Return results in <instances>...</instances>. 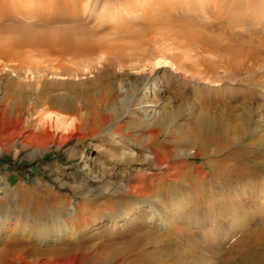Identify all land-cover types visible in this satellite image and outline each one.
<instances>
[{
  "label": "bare ground",
  "instance_id": "6f19581e",
  "mask_svg": "<svg viewBox=\"0 0 264 264\" xmlns=\"http://www.w3.org/2000/svg\"><path fill=\"white\" fill-rule=\"evenodd\" d=\"M4 4L1 0L0 6ZM73 6L68 17L72 24L0 26V60L19 59L21 48L31 44L44 46L58 63L73 60L70 67L78 75L102 69L86 85L68 86L75 89L73 95L47 97L51 105L74 115L56 114L55 131L50 134L44 125L43 132L50 134L51 146H60L59 130L71 121L66 144L72 145V154L92 146L114 159L102 162V177L79 187L82 193L92 197L98 189L94 185L101 184L103 189L117 188L122 195L85 200L80 206L79 201L68 202L58 194L42 198L26 191L29 200L16 209L8 199L16 193L0 177V202L6 200L0 212V264H84L89 258L118 255L122 256L118 264H264V176L255 177L257 166L264 168V96L244 97L243 90L237 104L227 102L234 94L222 96L226 102L217 112L213 101L219 90L212 85L241 76H249V81L240 84L255 83L259 68H264V41L230 32L227 35L235 41L218 42L223 34L199 27L193 19L181 24L185 40L178 41L166 32L165 17L146 15L145 28H128L134 8L127 2L104 6L99 12L82 13L77 4ZM91 22L97 27L87 24ZM111 22L112 31L105 32V23ZM167 41L175 46L164 51ZM191 46L197 47L196 53L188 49ZM158 54L163 58L154 60ZM220 71L225 72L224 79L216 81ZM165 85L178 86L179 104L163 112L165 104L154 98L155 90ZM191 88L203 99L190 94ZM15 89L21 108L14 115L19 121L21 111V135L13 146L21 147V152H41L45 146L38 143L37 124L30 117L45 94L38 93L35 108L30 107L29 117L23 118L29 94L20 86ZM3 92L0 89L1 105L6 102ZM122 121L140 143L123 140ZM15 129L20 128L15 125ZM163 133L167 135L162 138ZM239 144L245 149L236 147ZM257 149V159L248 161L246 155ZM5 150L0 144V151ZM173 156L205 161L201 166L183 161L170 165ZM179 173L183 179L175 175ZM67 202L71 207L63 214Z\"/></svg>",
  "mask_w": 264,
  "mask_h": 264
},
{
  "label": "rangeland",
  "instance_id": "374dc122",
  "mask_svg": "<svg viewBox=\"0 0 264 264\" xmlns=\"http://www.w3.org/2000/svg\"><path fill=\"white\" fill-rule=\"evenodd\" d=\"M4 1V6H0V26L6 27L11 26V24L15 23H36V25L41 27L47 25L48 27L65 24L68 25L74 22H72L68 18L71 10L75 8L73 4H77V6H79V9L82 10V13H84L85 11L90 10L99 12L100 9L104 6H121L124 2H127L128 6L134 8L133 14L129 18L130 24L127 25V27L130 29L135 26L136 27L134 29L145 28L147 20L146 18L144 19V17H146V15L151 19L165 17L163 21L166 22L164 26L168 28L165 29L166 32L169 34L171 33L170 35L173 38H176L178 41H182L185 40V38L182 35L180 26L181 24L187 23V21L188 23H191L193 19L195 25L197 24V26L199 27H202V25H204L203 27H209L210 29H213L220 34H223V36L218 37V42H224L227 40L235 41V38L230 35L229 38V36L227 35L230 32L233 34L241 33V35H243L248 40L251 39L256 41H264V0H65V2L63 1L64 3L62 2V0ZM67 1L68 3L72 2L73 4H68L66 3ZM60 2L63 3V6H59L61 5ZM67 4L69 7L67 6ZM61 17L64 18L62 19ZM65 19L67 20L66 22L64 21ZM123 19L124 18L120 20ZM126 20L128 21V19ZM68 21L71 23H69ZM87 24L91 27H97L98 25V23L94 22ZM105 24L107 26L105 32H108V30L112 31L109 26H111L113 22H111V24ZM163 45L164 51L175 46V44L171 41H167L163 43ZM196 48V46L188 47V49L191 50V53L193 54L194 52L196 53ZM252 48L255 47L253 46ZM148 50L152 51V47H149ZM151 51L148 53H151ZM21 55L22 56L19 59L0 60V89H3V94L5 93L4 96L6 98L5 104L2 105L3 108H7L8 112L7 115H4L1 109L2 105L0 104V144H3L6 149L4 152L0 151V177H2L4 181L9 183L10 187L16 193L12 197H8L12 204L11 207L14 208L15 206V208L17 207L16 209H20L19 204H26L25 201L29 200V197H24V193L26 191L28 193L32 192L35 195H40L42 198H46L50 194H58L60 197L67 198L68 202L79 201L80 206H83V202H85V200L94 201L96 199H107L108 197V199H116L118 195H122V192L117 188H104L106 189L104 190L103 188H101V184L94 185V187H97L98 189H95L96 192H94L92 197H87L82 193L83 191L79 187L90 186L91 183L93 184L97 182L98 178L100 179L102 177V162H108L114 159L110 158L106 153L99 152L95 147L92 146L83 148V151L81 153L75 152L72 154V152H70L69 150L72 145L70 146L66 144L68 143V140L71 136V125H69L71 121H68L67 124H65L66 127L65 125H63L61 130H59V135H61V145H50V134L55 131V124L57 122L55 120L56 114L59 113L66 116H73L74 113L60 110V108L51 105V102L47 100V97L50 94V97L56 95L59 96L61 94L73 95L75 93V89L68 86L71 85L75 88L76 85V88H80L86 85L88 81L95 79L96 75L99 74L102 69H94L93 71H90L88 73L82 71L83 73L78 75L74 73V69L70 67L73 60L69 61V59H63L60 61V63H58V58L53 55L51 51H48L44 46H34L31 44L27 46L25 45L21 48ZM158 55L159 57H156L154 60L163 58L162 54ZM207 55L216 57V55H213V53H207ZM81 57L82 56H79L74 60H80ZM94 58L96 59L98 58V56ZM53 62H56V64H53ZM24 63L25 65H23ZM177 66H180V64H178ZM177 66H171V69L173 71L177 70ZM259 71L261 72L260 77L254 78L253 80L256 82L250 83L251 85L240 84L241 81L248 82L249 76L230 77L227 84H212L217 91L219 90L217 92V94H219L216 95L217 99L213 101L214 110L219 112L224 108L226 101L225 98H222V96L225 97L228 94H234V97H231L232 99L230 98L227 100V102L232 101L231 104L239 103L242 100L240 98V94L244 91L245 92L242 94V96L244 95V97L259 93L260 95L262 94V96H264V68H259ZM66 72H68V74H66ZM224 76L225 72L220 71L219 76L215 77V80L218 81L222 78L224 79ZM189 79L190 81H192L190 77ZM17 86L24 88L27 95L29 94V98L25 105V110H27V112L26 115L23 116V118L29 117L27 113L30 110V107H34L36 102H38V93L43 92L46 96L42 97L44 98V102L42 105H40L39 108L34 107L35 109H33V115L30 117V120L34 121L37 124L34 128V134L36 137L37 135H39L37 137L39 138L38 143L43 147L45 146V151H36L35 153L33 149H26L25 151L21 152V147L17 146L15 148L13 146L15 138L21 135V111L19 120L20 122L16 121V117L14 115V112L18 109L17 107L20 106L21 108V104L19 103V101H16V93L14 91L15 87ZM166 88L167 85L155 90V93L158 95V97L156 96L157 98H154V101H162L163 105L165 104L163 106L164 108H162V111H167L174 105L179 104V99L176 98L175 94V90L178 89V86H173L172 88L167 89ZM191 89H188V92H191L190 94H195L196 98L200 100L203 99V94L199 95L200 92L198 91L197 93H194L192 91H194L195 89ZM224 91H226V93ZM15 125H17L20 129H15ZM44 125H47L48 129L50 130V134L47 133V135L45 132H43ZM124 126L125 128H123V140L128 141L130 139H134L137 143H140L139 139L131 137V132L128 131V129L126 130L128 124H125ZM73 134H76V132H73ZM166 135V133H163L162 138ZM238 146L244 148V145L242 144L236 145V147ZM257 150L255 152L252 151L253 153H249L248 155H246V159L251 162L256 160L257 156L260 154V149ZM88 155H90L91 157L87 160ZM227 158L229 157L227 156L226 159ZM180 161H183L185 162V164L189 165L193 164L196 166H201L205 161V158L190 157L187 159H180L179 157L173 156L170 159L169 164L172 165ZM164 170H167V167H164ZM175 175L177 176V178L183 179L182 174L179 173ZM260 176H264V168L261 166H257V173L255 177H257L258 179ZM217 181L218 180L214 178V182ZM228 181L232 183V180ZM162 184L163 183H160L159 185ZM168 185L170 186V183H168ZM5 201L6 200L4 197L2 199V202H0V212L3 211L2 203L4 204ZM68 202L65 203V205L62 207L63 214L71 207L70 203ZM49 206L52 207L53 205L50 204ZM201 247L204 248V246ZM121 258V255L115 257L103 256L100 259H96L95 257H93L84 260V264H118Z\"/></svg>",
  "mask_w": 264,
  "mask_h": 264
}]
</instances>
